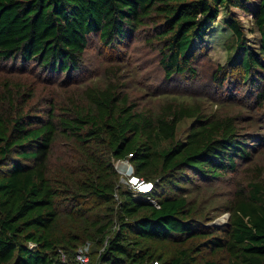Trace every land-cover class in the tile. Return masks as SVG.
<instances>
[{"label": "trees", "instance_id": "16d2710c", "mask_svg": "<svg viewBox=\"0 0 264 264\" xmlns=\"http://www.w3.org/2000/svg\"><path fill=\"white\" fill-rule=\"evenodd\" d=\"M222 8L244 55L211 66L209 80L220 99L239 103L237 113L207 111L204 97L214 101L194 89L207 70L203 38ZM232 8L251 15L257 46ZM141 33L171 90L189 80L194 91L165 87L156 109L140 108L115 64L108 80L59 110L24 111L18 85L0 86V264H78L62 256L84 241L99 250L87 264H264V166L252 163L247 189L226 200V224H209L212 208L190 196L194 186L234 172L237 161L248 165L264 144V0L254 9L249 0H0V60L66 73V81L82 80L92 36L115 50ZM184 119L191 124L178 139ZM244 123L255 129L245 133ZM58 139L73 164H51ZM114 161H128L134 177L151 183L148 192L120 188Z\"/></svg>", "mask_w": 264, "mask_h": 264}, {"label": "rangeland", "instance_id": "374dc122", "mask_svg": "<svg viewBox=\"0 0 264 264\" xmlns=\"http://www.w3.org/2000/svg\"><path fill=\"white\" fill-rule=\"evenodd\" d=\"M256 1L257 0H249L250 9L255 8ZM231 11L243 24L247 43L257 46L258 35L250 31L251 15L235 8H232ZM229 14L230 12L222 8L216 21L208 31V34L203 38V46L206 54L204 55L201 67H206L207 70L205 72H199L198 83H195V88L190 85L191 82L189 80L188 83L182 80L181 84H186V87L182 86L176 90H171V83L163 77L158 67L156 51L149 50L145 44L142 33L138 38L124 44L125 46L123 45L121 49L115 50L109 48L103 50L97 38L92 36L90 38V46L86 49L84 55L85 70L82 75V80H77L76 74V77L66 81V73H60L57 76L47 72L41 74L35 72V69L31 70L28 67L21 70L18 68L20 65L17 62L14 64V67H11V62L0 60V86L3 83L18 85L17 92H22L24 98L28 100L25 103L24 111H46L50 110L53 104L58 108L56 110H59V107H65L70 104L71 98H79L86 86H90L91 83L94 82H101L103 84V82L108 80L111 76L109 74L110 64H115L114 67L118 69L116 75L119 82L125 80L124 89L128 91L130 100L136 103L140 108L153 106V108L156 109L161 102V96L157 95V92L163 91L165 87L169 88V90H167L168 92L177 94L190 93L194 91L191 88H194L217 103L216 106L214 102L211 103L207 97H204L205 100L203 104L207 111L215 109L222 114L225 113V111L228 113H237L239 106L236 104L239 103L232 102V104H229L224 98L220 99L217 93H215L216 84L209 80V68L211 66L224 64L228 61L237 62L244 55L242 47L236 48L234 46L235 39L231 30L226 25ZM47 74L51 75L50 80H44ZM207 81L208 83L206 85H200ZM185 90L187 91L184 92ZM197 91H195V97L199 96ZM30 92L33 93L31 97L27 95ZM77 102L80 103V98ZM250 111L243 112L244 122L252 115L253 112ZM190 124L191 119H184L177 125L176 137L178 139H184ZM243 126L244 129L247 128L245 133L252 132L255 129L246 123H244ZM254 142L258 144L261 143L260 136H257ZM69 148L70 146L65 142V139H58L54 143L52 155L50 157V162L53 167L59 168V164L68 166L74 163L76 158L70 153ZM66 154H68L67 160L65 159ZM59 158H61L62 161H59ZM237 162L238 165L234 172L212 179L209 183L196 185L192 189V195L190 196H195L194 200L198 202L199 207H203L204 210L212 208L207 212L209 216L214 218L209 224L222 225L227 223L229 213L223 209L221 210V208L224 206L226 200H232L235 191H238L240 187H244L245 190L247 189L246 183L250 179L252 172L251 169L248 168L252 163L256 162L261 167L264 166V144L257 147L252 155V161L248 165H246V162ZM129 166L131 167L128 161H114V167L119 175L118 184L120 188L134 189V187L136 188L137 186H129L127 184V171L130 169L132 171V168ZM263 177L264 174L262 175V178ZM75 251V255H73V252H65L66 256L63 254L62 259L68 260L69 256L70 259L81 264L78 254L82 253L85 254V264H87L90 259L94 260L96 254L99 252V250L95 249L92 243L88 241H84L82 244L78 245Z\"/></svg>", "mask_w": 264, "mask_h": 264}, {"label": "built area", "instance_id": "2783aa9c", "mask_svg": "<svg viewBox=\"0 0 264 264\" xmlns=\"http://www.w3.org/2000/svg\"><path fill=\"white\" fill-rule=\"evenodd\" d=\"M121 162H123V161H121ZM130 168H132V167H130ZM127 175H128L127 183L137 185L136 188H137L138 191L148 192V190L151 188V183H147V182H145L143 180H139L138 179L137 183H135L136 180L133 178L131 169L129 171H127ZM144 185L149 186V187L148 188H143ZM78 258H79L81 264H85L86 263L85 254L79 253L78 254ZM155 263L159 264L158 262H155Z\"/></svg>", "mask_w": 264, "mask_h": 264}, {"label": "bare ground", "instance_id": "6f19581e", "mask_svg": "<svg viewBox=\"0 0 264 264\" xmlns=\"http://www.w3.org/2000/svg\"><path fill=\"white\" fill-rule=\"evenodd\" d=\"M149 186L144 185L143 188H148Z\"/></svg>", "mask_w": 264, "mask_h": 264}, {"label": "clouds", "instance_id": "9594fccd", "mask_svg": "<svg viewBox=\"0 0 264 264\" xmlns=\"http://www.w3.org/2000/svg\"><path fill=\"white\" fill-rule=\"evenodd\" d=\"M133 178H134L135 180H137V181H138V178H137V177H134V176H133Z\"/></svg>", "mask_w": 264, "mask_h": 264}]
</instances>
